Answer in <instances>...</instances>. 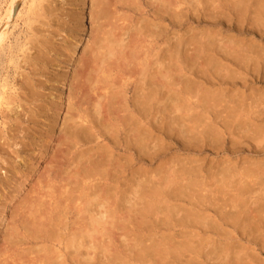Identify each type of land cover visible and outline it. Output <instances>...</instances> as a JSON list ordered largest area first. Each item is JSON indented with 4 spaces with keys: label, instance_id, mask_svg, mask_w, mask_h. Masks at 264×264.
I'll return each mask as SVG.
<instances>
[{
    "label": "bare ground",
    "instance_id": "6f19581e",
    "mask_svg": "<svg viewBox=\"0 0 264 264\" xmlns=\"http://www.w3.org/2000/svg\"><path fill=\"white\" fill-rule=\"evenodd\" d=\"M0 264H264V0L0 1Z\"/></svg>",
    "mask_w": 264,
    "mask_h": 264
},
{
    "label": "rangeland",
    "instance_id": "374dc122",
    "mask_svg": "<svg viewBox=\"0 0 264 264\" xmlns=\"http://www.w3.org/2000/svg\"><path fill=\"white\" fill-rule=\"evenodd\" d=\"M0 1H3V0H0ZM1 6L2 7H4V3L3 4H1ZM19 9L21 8V4H19V7H18ZM4 10V9H3ZM3 10H1V11H3ZM22 27V24H19V26H17L16 27V30H15V34H14V37L17 35V34H19V31L21 30H19V28H21ZM18 30V31H17ZM13 40V39H12ZM13 42V41H12ZM82 48V46L81 47H79L78 49H77V52L79 53L80 51H79V49H81ZM78 53H76L77 54V56H78ZM257 85V84H256ZM258 86V85H257ZM65 91V90H64ZM66 92V91H65ZM200 157H202V153L200 154ZM155 166V165H154Z\"/></svg>",
    "mask_w": 264,
    "mask_h": 264
}]
</instances>
